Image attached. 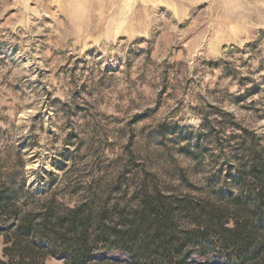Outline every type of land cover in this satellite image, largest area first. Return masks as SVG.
I'll list each match as a JSON object with an SVG mask.
<instances>
[{"label":"rangeland","instance_id":"374dc122","mask_svg":"<svg viewBox=\"0 0 264 264\" xmlns=\"http://www.w3.org/2000/svg\"><path fill=\"white\" fill-rule=\"evenodd\" d=\"M261 196L264 0H0V229L49 210L149 248L151 205L183 244Z\"/></svg>","mask_w":264,"mask_h":264},{"label":"trees","instance_id":"16d2710c","mask_svg":"<svg viewBox=\"0 0 264 264\" xmlns=\"http://www.w3.org/2000/svg\"><path fill=\"white\" fill-rule=\"evenodd\" d=\"M258 202L262 216L257 222L202 223L193 235L185 233L183 244L158 235L166 233L170 212L149 205L154 215L150 228L157 233L149 248L137 247L135 235L114 228L104 230L102 239H92L89 226L77 216L56 217L49 210L15 215L11 226L0 229V264H43L47 256L60 258L63 264H264V196ZM7 212L2 204L0 214ZM185 244L195 251V259L183 251ZM101 250L112 251L123 261L102 257Z\"/></svg>","mask_w":264,"mask_h":264},{"label":"clouds","instance_id":"9594fccd","mask_svg":"<svg viewBox=\"0 0 264 264\" xmlns=\"http://www.w3.org/2000/svg\"><path fill=\"white\" fill-rule=\"evenodd\" d=\"M5 10H7V8Z\"/></svg>","mask_w":264,"mask_h":264}]
</instances>
